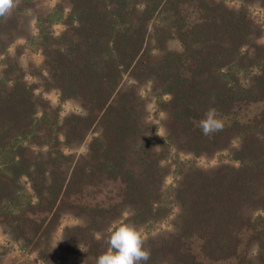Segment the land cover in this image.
<instances>
[{"label": "trees", "instance_id": "16d2710c", "mask_svg": "<svg viewBox=\"0 0 264 264\" xmlns=\"http://www.w3.org/2000/svg\"><path fill=\"white\" fill-rule=\"evenodd\" d=\"M251 1L264 7V0H56L41 9L38 0H16L0 17V222L39 238L60 211L78 209L84 220L64 236L96 258L119 225L152 226L177 203L174 233L144 243L146 264H245L252 243L264 264V216L249 213L264 212V45ZM27 12L35 13L33 33L13 55ZM169 40L180 51L168 50ZM27 48L39 63L20 62ZM142 82L173 126L163 140L148 136ZM38 89L79 113L61 117ZM212 107L224 129L204 136L197 125ZM229 134L237 168L190 166L177 187L160 190L169 140L182 138L197 157L224 149ZM74 140L84 142L78 157L66 153Z\"/></svg>", "mask_w": 264, "mask_h": 264}, {"label": "rangeland", "instance_id": "374dc122", "mask_svg": "<svg viewBox=\"0 0 264 264\" xmlns=\"http://www.w3.org/2000/svg\"><path fill=\"white\" fill-rule=\"evenodd\" d=\"M56 0H38V6L41 9L50 8L54 5ZM68 6L67 3L64 4ZM227 5L238 8L239 4ZM249 8L252 12L255 25L258 26L261 31L257 42L264 45V7L261 6L259 1H251ZM34 12L23 13L21 16L22 29L19 31L18 38L13 45L9 47V52L14 55L16 46L24 45V38L33 33L34 29ZM54 29L61 31L60 24L54 26ZM148 47L152 46V42H148ZM168 50L180 51V44L176 40H169L166 43ZM150 51H145L143 58L147 56ZM159 52L154 51L152 55L158 57ZM18 59L25 66L29 61L39 63L40 57L36 52H32L31 49H25L22 55H19ZM127 85L133 84L130 80ZM137 91L139 96L144 102L145 113L143 115V122L148 129L149 138H158L163 140L164 137L173 130V126L166 119V112L162 107L158 105V101L155 100L153 94H151L150 83L142 82L138 84ZM39 99L46 101L51 106L60 107V116L63 117L68 113H79L77 105L66 102L61 104L58 99V95L54 91L42 92L40 89L35 94ZM162 100H168L165 96ZM95 136L89 134L88 137ZM166 143L169 151L166 158L162 162L163 177L160 184V190L165 191L168 187H177L181 182L183 173L188 167L193 166L197 169L210 170L217 169L222 166H230L237 168L239 164L232 159L231 154L227 151L229 147L237 146L236 135H226L223 140V148L219 151H212L210 154H202L194 157L190 151V148L183 143V139H172ZM67 154H72L75 157L85 153L84 142L74 140L69 145ZM71 168L72 163L65 164ZM179 208L177 203L171 208V215L162 222L154 223L152 226L143 225L138 229L145 243L156 238V236H169L174 233V222ZM252 217L264 216V212L259 209L250 210ZM60 217L58 218L57 225H48V233L41 237L32 238L33 234L30 233V228L25 229L24 235L18 233L20 225L7 224L0 222V264H94L95 257L92 255L84 254L85 248L78 243V241H67L64 236V230L67 227H72L84 220L83 215L78 213V209H72L69 211H60ZM125 211L118 212L114 215L112 220L118 221L121 217H126ZM102 232H105L109 228L107 222H103ZM33 239L30 243L28 240ZM248 260L245 264H262L258 257V247L255 243H252L248 249ZM160 264H167L160 260Z\"/></svg>", "mask_w": 264, "mask_h": 264}, {"label": "clouds", "instance_id": "9594fccd", "mask_svg": "<svg viewBox=\"0 0 264 264\" xmlns=\"http://www.w3.org/2000/svg\"><path fill=\"white\" fill-rule=\"evenodd\" d=\"M16 0H0V17L11 14ZM204 136H212L223 131L224 123L217 109L209 108L198 125ZM107 250L95 258L94 264H146L151 258V250L144 247V239L133 224L119 225L105 239Z\"/></svg>", "mask_w": 264, "mask_h": 264}]
</instances>
